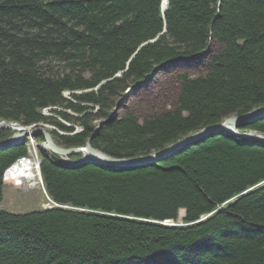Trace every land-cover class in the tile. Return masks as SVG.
<instances>
[{"label":"trees","instance_id":"trees-1","mask_svg":"<svg viewBox=\"0 0 264 264\" xmlns=\"http://www.w3.org/2000/svg\"><path fill=\"white\" fill-rule=\"evenodd\" d=\"M162 2L0 0V119L74 132L40 113L61 108L58 115L83 131L54 134L58 145L89 140L122 158L263 107L264 0H167L164 12ZM211 40L217 50L195 62L203 72L177 76L172 108L142 121L131 112L111 117L129 87L165 63L203 53ZM250 130L264 135V118L238 128ZM25 154L24 143L0 149V205L4 172ZM40 161L50 200L78 210L12 214L0 206V264H264L262 142L220 132L123 169L67 167L45 153ZM180 210L190 225L152 223L176 220Z\"/></svg>","mask_w":264,"mask_h":264},{"label":"rangeland","instance_id":"rangeland-1","mask_svg":"<svg viewBox=\"0 0 264 264\" xmlns=\"http://www.w3.org/2000/svg\"><path fill=\"white\" fill-rule=\"evenodd\" d=\"M163 5H164V2H162V6ZM211 42H212V40L209 41L208 47L206 50L203 51V53L201 52L200 54L195 56V59H198L197 61H193V60L188 59V58H185V59L180 58V59L176 60L175 62H169L168 65L165 63L166 65L164 64L160 67V68H162L160 71L155 69L151 75L146 77V79L142 83L143 85L140 84V85H136V86L134 85L132 87H129L126 90V92L121 96L120 100L118 101L117 107L114 109V111L111 114V117H113V116H116V117L119 116L120 117L124 113L131 112V113H134L138 117L139 121H142L143 117H145L146 115H148L150 113L159 112L163 108H166V109L172 108L174 106L175 99H176L177 92H178V88H179V81L177 79V76L180 75L182 73V71H185V70L192 73V76H195V75H193V73H195V72H197V73H199L201 71L203 72L204 63H200L198 65H195V62L199 63L200 62L199 60L204 59L205 54L209 53L210 51L215 52L217 50L216 45L214 43H211ZM186 60L188 63H186ZM205 60L207 61V57ZM192 61L194 62L193 64H192ZM88 91L89 90H86V92H88ZM81 92L82 91H76L75 94H80ZM83 93H85V92H83ZM62 96L66 100H71L72 99V92L65 91V92H63ZM261 108H264V106L260 107V108H256V109H254L248 113H251V112L258 110V109H261ZM59 111L63 112V110L61 108L48 107V108L40 110V113L44 117L53 118V120L55 122H58L65 127H74V132L69 133V132L60 129L58 126L51 124V123L38 122V123H34L31 125L25 126L20 122H12V121H6V120L0 119V125L5 124V125L9 126L6 129L3 128L2 130H0V131H5V132L10 133L11 135H8L9 138L12 139L14 137V135H19V136H21V138L19 139L20 142H25L26 140H28V142L26 144L24 143L25 148H26V154L23 156H20L14 162H12L4 172L3 177L6 178L5 179L6 181L4 184L3 197H2V202L0 205L2 210L9 212V213H12V214H26V213L35 212V211H42V210H46V209H51L53 207H57L60 209H65V210H73V211L78 210L77 208H72L69 206H58L50 200V198L48 197L47 192L45 190L44 182H43V179L41 176L40 158H41V154L45 153V155L48 156L55 164H63L64 166H67V167H78V166L83 165V164H80V162L83 159L84 155L83 154H75V155L69 156L67 158H61L59 156L52 154L50 151L43 150L41 148V146H40V148L38 147L39 145H42L45 143V141H44L45 139L42 136H40V137H33L32 136V132H34L36 130H44L45 132H47L51 136V139L56 144V146H58L59 148L67 149L66 147L58 145V143L56 142V140L54 138V134L57 136H68V135L71 136V135L76 134V133L77 134L81 133L83 131V128L81 126H79L78 123L72 124L70 121L60 117L57 113ZM93 112H96V110ZM67 113L71 114V116H73V117L81 116V115H77V114L70 112V111H67ZM248 113H246V114H248ZM262 118H264V116L259 118V119L256 118L252 123L257 122V121L261 120ZM94 126H96V128H98L99 124H97V122H94ZM206 128H208V127H206ZM96 132L97 131L95 130V133ZM250 132H252V133H250ZM230 133L233 134L232 131ZM245 133H249V134L255 133V134L263 135L262 133H260L258 131H253V130H250L248 132H242V134H245ZM210 135H213V134H210ZM210 135H208V136H210ZM248 137H252V136H248ZM244 139H246L247 141H251V142H257V143L262 142L263 143V141H259L258 139H251V138L248 139L246 137H244ZM87 142H89V144H90L89 140ZM85 144L81 147H71V148H83L85 146ZM166 148H164V149H166ZM183 148H181V149H183ZM181 149L176 150V152H178ZM160 151H162V150H160ZM160 151H158V152H160ZM154 153H157V152H154ZM154 153L147 155V156L122 157V158L108 156L104 153L103 154L108 156V157L117 158V159H138L141 157L151 156ZM169 156H171V155H169ZM169 156H167V157H169ZM30 159H35L36 162L38 163L37 169H38L39 179H38V182H36L35 184L32 183L33 181L27 180L26 177H28V175H23V178L20 177L22 179L20 181V180H16V178L11 173L15 169H18V166L21 162H24V161L30 160ZM154 163H156V162H154ZM154 163H148L146 165L154 164ZM99 167H101V166H99ZM132 167H139V166H132ZM132 167L127 166V167H123V168H132ZM108 168H111V167H108ZM123 168L116 167L115 169H123ZM19 173H21V172L19 171ZM11 175H12V179H11ZM8 179L12 180V184L7 181ZM14 180H16L17 182ZM14 182H16V183H14ZM231 202L232 201H230L229 203H231ZM91 213L103 214V213H99V212H91ZM103 215H105V214H103ZM112 217H116V215L113 214ZM118 218H124V217L119 216ZM125 218H127L129 220H135L132 217H125ZM184 218H185V211L180 210L178 212V217L176 220H171V222L165 221V222H152V223L156 224V225L163 226V227H166V225H169V227H174V226L185 227L187 225H190V224L185 225ZM204 218L206 219V217H204ZM204 218H202V220ZM138 221L146 223L144 220H141V219H139Z\"/></svg>","mask_w":264,"mask_h":264},{"label":"water","instance_id":"water-1","mask_svg":"<svg viewBox=\"0 0 264 264\" xmlns=\"http://www.w3.org/2000/svg\"><path fill=\"white\" fill-rule=\"evenodd\" d=\"M164 7H163V11L166 9V5H167V0H164ZM195 59L192 58L191 60ZM264 116V108L255 110L251 113L245 114V115H241V116H233L231 118H228L225 120V122L218 124V125H214L205 129H202L201 131H199L198 133L192 134L186 138H184L183 140H181L180 142L171 145L169 147H167L166 149L154 153L151 156L148 157H141L138 159H117V158H112V157H108L106 155H104L103 153L93 149L89 142H87L85 144V146L83 148H59L58 146H56V144L52 141L51 136L45 132L44 130H36L34 132H32V136L33 137H40L42 136L45 140V143L42 145H39L38 147L43 149V150H47L50 151L52 154L59 156L61 158H67L69 156L75 155V154H83L84 157L81 160L80 164H92V165H96V166H101V167H111V168H123V167H132V166H143L146 165L148 163H154L157 161H160L164 158H166L169 155H172L173 153L176 152V150L181 149L185 146L190 145L193 142H196L210 134H216V133H220V132H233L234 135H237L239 137H246V138H251V139H258L259 141H263L264 143V136L260 135V134H249V133H245L242 134L238 131V128L242 125H247V124H251L256 118H261ZM252 133V132H250ZM248 136H252V137H248ZM21 137L19 135H14L13 143H15L16 140H19ZM16 139V140H15ZM7 146L9 145H3V143H0V149H4L7 148ZM167 224V223H166ZM169 227V225H166V227ZM174 227H178V226H174Z\"/></svg>","mask_w":264,"mask_h":264},{"label":"bare ground","instance_id":"bare-ground-1","mask_svg":"<svg viewBox=\"0 0 264 264\" xmlns=\"http://www.w3.org/2000/svg\"><path fill=\"white\" fill-rule=\"evenodd\" d=\"M163 2H165L163 0ZM165 5V4H164ZM168 65V64H167ZM162 68H157L158 71H160ZM183 69V68H182ZM9 126L5 125V124H2L0 125V130H2L3 128H8ZM8 135H11L10 133H7V135H5L3 138H0V143H3V145H9V146H14V145H18V144H22V143H27L28 140H26L25 142H20V140H16L15 143H13V138H9ZM21 137V136H20ZM11 139V140H10ZM7 146V147H9ZM158 162V161H157ZM37 162L35 159H30V160H26L24 162H21L18 166V169H15L14 171H12V175L16 176V177H22L23 178V175H28L27 180L29 181H33L32 183L35 184L36 182H38V179H39V176H38V167H37ZM21 173H19V171ZM6 178L3 177V186L5 184V180ZM22 180V179H21ZM8 182H10L12 184V180L11 179H8L7 180ZM168 227V226H167Z\"/></svg>","mask_w":264,"mask_h":264},{"label":"built area","instance_id":"built-area-1","mask_svg":"<svg viewBox=\"0 0 264 264\" xmlns=\"http://www.w3.org/2000/svg\"><path fill=\"white\" fill-rule=\"evenodd\" d=\"M14 176V175H13ZM15 178H16V180H20L21 181V178H19V177H16V176H14ZM11 179H12V175H11ZM16 180H14V181H16ZM17 182V181H16ZM16 182H14V183H16Z\"/></svg>","mask_w":264,"mask_h":264}]
</instances>
